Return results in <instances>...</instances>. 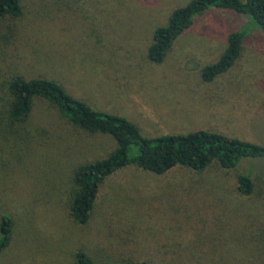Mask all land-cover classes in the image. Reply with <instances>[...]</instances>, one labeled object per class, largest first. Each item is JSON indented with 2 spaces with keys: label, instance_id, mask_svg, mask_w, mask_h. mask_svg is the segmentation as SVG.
I'll return each instance as SVG.
<instances>
[{
  "label": "rangeland",
  "instance_id": "374dc122",
  "mask_svg": "<svg viewBox=\"0 0 264 264\" xmlns=\"http://www.w3.org/2000/svg\"><path fill=\"white\" fill-rule=\"evenodd\" d=\"M188 1L21 0L20 17L0 19V218L12 219L0 264H75L79 251L93 264H264V159L163 175L127 166L104 182L79 225L68 213L74 170L106 158L115 141L71 126L41 99L12 127L16 135L6 133L5 83L19 75L58 82L144 138L205 130L264 145V32L253 22L211 9L162 63L148 60L154 31ZM244 27L233 68L203 82L201 69ZM244 173L249 196L236 187Z\"/></svg>",
  "mask_w": 264,
  "mask_h": 264
},
{
  "label": "trees",
  "instance_id": "16d2710c",
  "mask_svg": "<svg viewBox=\"0 0 264 264\" xmlns=\"http://www.w3.org/2000/svg\"><path fill=\"white\" fill-rule=\"evenodd\" d=\"M211 9L232 11L264 32V0H189L174 10L163 27L154 31L147 50L150 62L162 63L175 40L188 30L196 17ZM22 15L21 0H0V19H16ZM251 26V27H252ZM247 29V30H246ZM249 28L231 32L220 58L201 69V79L210 83L227 73L238 60ZM5 102L2 119L7 135H16L14 125L24 123L34 101L41 99L54 107L68 124L88 134H104L115 141L114 150L104 159L79 165L73 173V191L68 213L73 222L85 225L92 214L98 193L104 182L117 171L134 165L155 175H163L179 166L201 172L212 163L222 170L236 169L244 159H264V145L228 137L221 133L198 130L185 135H168L154 139L144 138L138 127L125 118L101 112L73 97L58 82L12 75L5 83ZM15 131V133H14ZM237 191L249 196L253 191L250 174H239ZM12 219L0 218V254L9 245ZM75 264H93L84 252L75 254ZM139 264H148L140 262Z\"/></svg>",
  "mask_w": 264,
  "mask_h": 264
}]
</instances>
